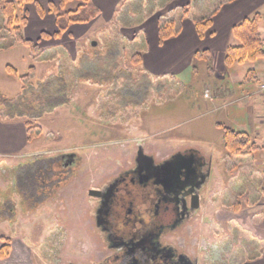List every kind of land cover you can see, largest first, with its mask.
I'll list each match as a JSON object with an SVG mask.
<instances>
[{
    "label": "rangeland",
    "instance_id": "rangeland-1",
    "mask_svg": "<svg viewBox=\"0 0 264 264\" xmlns=\"http://www.w3.org/2000/svg\"><path fill=\"white\" fill-rule=\"evenodd\" d=\"M182 1L134 0L132 5L127 4L134 15L127 17L124 13L127 8L122 7V27L128 30H119L120 23L115 20L113 27L106 31L111 32L110 38L115 37L112 42L107 35L96 33L98 25L93 31L88 30L93 20L74 26L75 34L70 36L73 40L65 36L48 44L69 42L78 46L80 56L76 65L62 69L55 62H40L51 60L54 46L47 45L52 51L39 49L32 60L30 48L19 43L13 31L5 29L6 21L0 16V112L6 116L20 115L36 126L34 132L42 136L31 152V160L35 157L38 160L26 161L20 168L5 169L0 177V204L5 206L0 212V227L13 236L29 232L32 240L56 264H69L93 251L94 245L90 243L93 236L87 237V231L92 232L87 189L98 186L104 178L114 175L128 158H133L137 141L152 147L157 158L167 156L179 146L200 144L195 138H174L170 134L169 84L165 78L143 75L137 50L141 47V38L134 41L138 36L137 23L142 17L154 15L160 23L174 21L188 6L186 0L183 4ZM22 8L19 15L24 12ZM68 8H72L71 3ZM95 41L96 46L92 45ZM100 51L107 56L98 59ZM33 64L35 72L22 81L20 76L28 73ZM10 66L18 75L10 72ZM67 152L76 153L78 164L67 184L62 185L61 154ZM52 164L57 174L54 180L61 185L46 197L42 194L50 193L51 186L43 191L37 182L41 175L44 177L40 168L49 170ZM48 173L44 181H49L50 175L54 178L53 171ZM238 203L240 201L236 200ZM227 215L237 217L233 212ZM247 215L243 211L238 216L240 221L223 222L226 237L222 242L219 239L216 245L224 244L223 248L232 249L236 246L234 242L240 241L243 248L256 246L258 242L247 234L252 227L250 214ZM239 229L244 236L237 235ZM210 236L215 240L216 237ZM206 264L214 262L209 260Z\"/></svg>",
    "mask_w": 264,
    "mask_h": 264
},
{
    "label": "crops",
    "instance_id": "crops-1",
    "mask_svg": "<svg viewBox=\"0 0 264 264\" xmlns=\"http://www.w3.org/2000/svg\"><path fill=\"white\" fill-rule=\"evenodd\" d=\"M4 1L0 0V5ZM50 1L35 0L20 6L24 7L21 15L28 19L23 27L27 38L37 41L43 32L53 34L57 31L55 15L48 10ZM133 1L91 0L89 5L97 8L99 14L88 24V30L91 32L98 25L96 33L107 35L112 42L115 37L110 38L111 32L106 31L113 27L115 20L120 23L119 30H128L126 26L122 27V7L127 8L124 12L127 17L134 15L127 6ZM186 1L188 11L177 13L178 17L174 18L178 34L163 43H159L158 38L159 18L147 15L137 23L138 36L134 41L141 38V47L137 48L138 65L143 75L165 78L169 84L167 118L170 134L174 138H195L200 142L199 146L179 147L194 148L212 158L214 185L204 207L210 220L207 235L216 238L210 236L208 242L216 245L219 239V242L225 239L223 222L240 221L238 216L243 211L250 214L252 227L247 226L250 229L247 234L251 235L252 241L258 242L257 245L243 248L240 241L234 242L236 246L232 249L223 248L224 244L216 245L220 249L221 264H264V97L259 89L264 80V56L232 64L226 60L230 47L242 45L234 28L245 19L260 16L259 27L264 40V0ZM70 3L72 8L69 9ZM70 3L65 10L75 9L79 1ZM37 4L43 13L38 11ZM203 18H210L211 25L200 37L195 22ZM79 25L85 24L72 25L64 37L73 40L70 37L75 34L73 27ZM63 38L40 41V49L54 46L55 51L51 60H41V64L55 62L59 69L76 65L80 56L78 46L69 42L48 45L51 40ZM48 51L52 50L48 48ZM30 54L33 60L36 55H32V51ZM106 56L100 51L97 57ZM226 129L234 131L231 148L227 146ZM41 137L29 141L26 121L20 115L6 116L0 112V177L5 169L20 168L26 161L38 160L37 157L31 160V152ZM236 200L240 203L236 204ZM232 212L236 218L227 215ZM237 231V235L244 236L241 229ZM34 243L29 232L13 236L0 227V249L9 246L8 253L0 256V264H56L38 243ZM228 258L233 260L225 261Z\"/></svg>",
    "mask_w": 264,
    "mask_h": 264
},
{
    "label": "flooded vegetation",
    "instance_id": "flooded-vegetation-1",
    "mask_svg": "<svg viewBox=\"0 0 264 264\" xmlns=\"http://www.w3.org/2000/svg\"><path fill=\"white\" fill-rule=\"evenodd\" d=\"M135 145L133 158L98 186L87 189L92 229L87 237L93 236L90 243L94 249L69 264L221 262L220 249L208 242L210 220L204 207L214 185L212 158L189 147L157 158L145 142ZM191 158L193 166L189 164ZM61 161L62 169L73 175L78 164L76 153L61 154ZM176 167L181 169L178 173ZM53 190L42 196L52 195ZM192 190L200 196V206L195 210L191 209Z\"/></svg>",
    "mask_w": 264,
    "mask_h": 264
},
{
    "label": "trees",
    "instance_id": "trees-1",
    "mask_svg": "<svg viewBox=\"0 0 264 264\" xmlns=\"http://www.w3.org/2000/svg\"><path fill=\"white\" fill-rule=\"evenodd\" d=\"M71 1L74 0H51L49 2L48 10L49 12L55 15L57 31L53 34L43 32L39 40L37 41L29 39L24 35L23 27L27 25L28 19L26 15L18 14L20 6L26 3L35 2V0H5L0 5V16L3 17L6 21L5 29H10L11 31H13L14 35L16 36V40L19 43L30 47L31 51L36 54L40 49L39 43L40 41H42V39H61L64 37V35L68 34L72 25L87 24L98 16L99 10L89 5L91 0H77L79 1V4L75 9L65 10L67 4ZM37 6L38 11L43 13L44 10L41 8V6L39 4H37ZM61 11L64 12L62 13ZM260 19V16L256 15L253 19H245L242 23H240L234 28L235 34L241 40L242 45L239 47H230L228 49V53L226 56L228 64H232L235 61H244L245 59H254L264 56V40L261 36L259 27ZM210 23V18L196 20V29L200 37L204 36V34L211 25ZM178 31L179 30L176 28V24L174 21L160 23L158 30L159 43H163L168 38L177 35ZM3 34H5L4 31ZM3 37L5 38L6 35H3ZM9 70L13 74L18 75L17 70L15 68L10 66ZM35 70L36 68L34 65L30 66L28 73L20 76L21 80L23 81L24 79L30 77L31 74L35 72ZM5 102L7 103V101ZM26 124L28 126L29 141H33L35 138L40 136V133L34 132L36 126L31 125L29 122H26ZM233 135L234 131H232L231 129H226L227 146L230 148ZM51 163H53V161H51ZM52 166L53 164L50 165L49 170L47 169L45 171H42L44 170L43 167L40 168V173H44V177L41 175L37 182L40 188L51 186V188L54 190L59 189L61 184L58 185L57 182L54 180V175L56 176L57 174L56 172H54ZM47 171H53L52 175L54 178H51L50 175L49 181L47 179L44 181V178L48 177L50 174ZM64 172H66V174H64ZM60 174H62V185L67 184V182L73 176L67 174V170L60 171ZM35 179L36 178H33V180ZM4 207L3 205H0V212ZM8 249V244L3 246V248L0 249V256H4L5 254H7Z\"/></svg>",
    "mask_w": 264,
    "mask_h": 264
},
{
    "label": "water",
    "instance_id": "water-1",
    "mask_svg": "<svg viewBox=\"0 0 264 264\" xmlns=\"http://www.w3.org/2000/svg\"><path fill=\"white\" fill-rule=\"evenodd\" d=\"M97 44V42L95 41V42H93V44L92 45H96ZM193 155V154H192ZM194 156V155H193ZM192 156V157H193ZM178 161V160H177ZM176 161V162H177ZM194 163H195V161H194V159L193 158H191L190 159V161H189V164H190V166H193L194 165ZM176 166H177V163H176ZM189 166V167H190ZM181 169L179 168V167H176V171H177V173L180 171ZM191 195H192V202H191V209H197L199 206H200V196H199V194L198 193H194V191L192 190L191 191V193H190Z\"/></svg>",
    "mask_w": 264,
    "mask_h": 264
},
{
    "label": "built area",
    "instance_id": "built-area-1",
    "mask_svg": "<svg viewBox=\"0 0 264 264\" xmlns=\"http://www.w3.org/2000/svg\"><path fill=\"white\" fill-rule=\"evenodd\" d=\"M259 89L261 91V93L263 94L264 97V80L260 83Z\"/></svg>",
    "mask_w": 264,
    "mask_h": 264
}]
</instances>
